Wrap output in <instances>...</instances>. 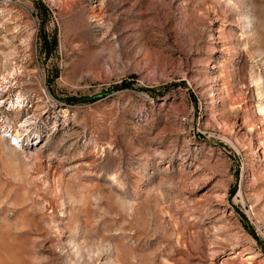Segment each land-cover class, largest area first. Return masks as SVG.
<instances>
[{
  "label": "rangeland",
  "instance_id": "1",
  "mask_svg": "<svg viewBox=\"0 0 264 264\" xmlns=\"http://www.w3.org/2000/svg\"><path fill=\"white\" fill-rule=\"evenodd\" d=\"M0 264H264V0H0Z\"/></svg>",
  "mask_w": 264,
  "mask_h": 264
}]
</instances>
